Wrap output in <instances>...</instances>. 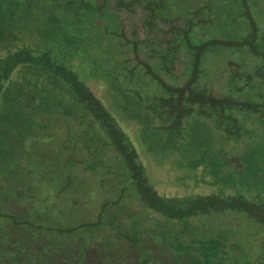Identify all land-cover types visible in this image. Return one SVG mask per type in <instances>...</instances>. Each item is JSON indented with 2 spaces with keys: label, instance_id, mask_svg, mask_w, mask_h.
<instances>
[{
  "label": "trees",
  "instance_id": "trees-1",
  "mask_svg": "<svg viewBox=\"0 0 264 264\" xmlns=\"http://www.w3.org/2000/svg\"><path fill=\"white\" fill-rule=\"evenodd\" d=\"M139 8L145 37L131 39L118 26L119 11ZM109 54L125 71L145 68L165 87L152 110L178 134L197 112L189 139L198 151L213 149L208 155L201 149L198 160L207 172L210 162L208 183L220 176L221 188L170 196L149 182L129 136L74 63L92 55L94 71L109 85L98 63ZM209 55L228 64L219 75ZM68 119L90 128L74 130ZM233 148L241 155L230 154ZM78 173L112 197L92 204L73 185ZM127 194L132 202L121 203ZM258 198H264L262 0H0V264H264ZM135 202L137 218L127 212ZM64 203L85 216L97 210L92 220L68 226L57 214Z\"/></svg>",
  "mask_w": 264,
  "mask_h": 264
},
{
  "label": "rangeland",
  "instance_id": "rangeland-1",
  "mask_svg": "<svg viewBox=\"0 0 264 264\" xmlns=\"http://www.w3.org/2000/svg\"><path fill=\"white\" fill-rule=\"evenodd\" d=\"M262 1L264 5V0ZM142 12L141 8L137 9L135 13L124 10L119 11L120 18L118 26L124 29L127 37L131 39H141L145 37L142 28ZM163 28H166V26ZM114 36H117L116 31L110 36V39L113 42L116 41ZM124 48L127 50L128 46H125ZM137 54L140 58L146 59V55L142 51L137 52ZM111 55L113 56V54L108 55V59L104 56V58L98 62L99 66L104 64L103 68L108 70L109 85L108 82H106L107 79L100 76L101 72H98L97 70L94 71L92 64L94 58L92 55L91 58L86 57L87 61L84 62L83 65L80 59H75L74 63L77 65L80 64L82 69H77L79 70L80 75L83 76L86 83L90 85L93 93L102 101L103 105L112 113L122 129L129 136L131 143L144 164L149 182L154 185L161 194L170 196L193 192L203 193L211 189L216 190L221 188L223 183L220 180L222 178L220 176H218V178H220L219 182L216 183L214 181L215 179L212 178L211 183H208V181L211 180V175H214L212 174L211 164L207 160V162L205 161V166L209 169L208 172L202 168L204 167V164L202 162L200 163L198 160V153H200L202 148L198 151V146L191 143L189 139L191 133L195 131L194 124L197 123V112H192L185 118L184 126L181 128L182 130H180V134H183H178V132H175L174 128L170 126L171 122H167V120L165 121L163 117L160 118L157 116L156 110H152L153 100H155V97L158 95H165V87L158 84L155 79L146 74V72H144L145 68L139 67L131 72L125 71L120 68L119 65H115ZM128 57L131 59L132 65L137 62L136 55L133 51L128 54ZM181 61L182 62H179L177 67L178 72L182 71L184 67L183 60ZM208 62L210 70L214 75H219L221 69L228 66L224 59L213 55L208 56ZM168 78L170 82H175L172 77L168 76ZM208 85L214 93H218V85L216 83L211 82ZM128 102H130V104ZM131 102L136 104V107H132ZM201 118L205 119L204 117ZM68 120L69 124L73 123L74 130L81 129L85 126L84 124H79L73 119ZM185 121H187L186 125ZM42 123H45V121L43 120ZM168 123L170 124L168 125ZM89 128L90 127H86L85 130H88ZM42 129L44 131L47 127ZM68 129L73 131L71 128ZM187 133H190V135ZM212 133L218 135L213 129ZM59 134L60 133L55 129L54 135L59 137ZM207 134H211V132ZM39 138H42V141L46 143L53 141V139L45 138V135H42ZM216 140L218 141L219 139ZM234 144H236L235 141ZM102 149L105 148L103 147ZM112 149L113 146L106 148L109 152H111ZM202 150L208 155L212 154L213 149L203 148ZM75 153L80 154L78 150H76ZM230 154L237 156L241 155V152L239 148H233L230 151ZM197 163H200L202 166L198 167ZM79 169L80 168H78V171ZM76 176L75 181L77 182L73 185L84 188L87 194L91 196L92 204L94 203L95 206L97 205V202H102L104 200L107 201L108 197H112L109 193L102 192L101 187L95 184L94 180L91 181L88 175L83 174L80 176L78 173ZM69 192L73 193L71 186ZM81 193L83 194V192ZM129 196L130 195L127 194L121 203H129L132 199ZM136 196L137 194L134 195V197ZM258 199L264 201V198ZM132 205L133 206H131L129 211H127L128 215L137 218L139 215L135 214H138L137 210H139V204L135 202V204ZM75 208L77 211H73L69 208L68 203H64L60 206L57 213L64 217L63 219L67 221L68 226L80 222L82 217L84 220H87L88 217L92 220L93 215H95L97 210L96 208L89 209V212H86L87 217L83 215L85 214V210L80 212L78 207ZM142 218H144L143 220H147L144 215H142ZM216 222L221 223V219H216ZM234 230L236 231L235 234L239 233L238 235L241 236L239 227H236ZM81 233L80 229H74V231H72V234H75L76 236H79Z\"/></svg>",
  "mask_w": 264,
  "mask_h": 264
}]
</instances>
